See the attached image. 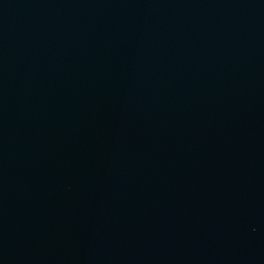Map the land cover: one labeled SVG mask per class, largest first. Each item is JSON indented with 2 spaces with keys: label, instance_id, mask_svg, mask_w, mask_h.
I'll use <instances>...</instances> for the list:
<instances>
[{
  "label": "water",
  "instance_id": "water-1",
  "mask_svg": "<svg viewBox=\"0 0 264 264\" xmlns=\"http://www.w3.org/2000/svg\"><path fill=\"white\" fill-rule=\"evenodd\" d=\"M0 264H264V0H0Z\"/></svg>",
  "mask_w": 264,
  "mask_h": 264
}]
</instances>
